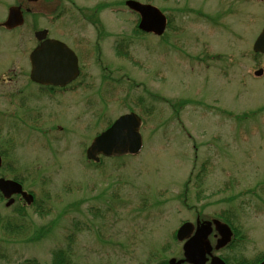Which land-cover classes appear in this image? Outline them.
I'll return each instance as SVG.
<instances>
[{"label":"rangeland","instance_id":"rangeland-1","mask_svg":"<svg viewBox=\"0 0 264 264\" xmlns=\"http://www.w3.org/2000/svg\"><path fill=\"white\" fill-rule=\"evenodd\" d=\"M123 1L67 0L62 36L82 57L83 74L93 76L85 80L93 90L105 65L119 82L97 93L83 87L51 95L45 138L37 133L41 124L27 123L25 130L12 117L11 131L0 118L1 151L10 155L0 175H18L37 202L16 222L20 230L0 224V264H52L53 252L64 247L72 249L73 264H142L149 253L159 256L160 247L175 249L172 233L181 222L219 211L244 221L250 258L264 252V214L242 195L264 188V55L251 49L264 24V0H136L171 18L172 28L159 38L134 32L137 18ZM222 2L225 9H217ZM120 40L132 60L115 57ZM180 100L192 103L177 115L170 104ZM129 111L144 120L140 154L104 160L96 169L86 147L109 120ZM203 164L209 174L196 188ZM191 174L194 183L185 191ZM184 195L190 209L178 199ZM3 205L6 219L17 204ZM37 205L41 214L34 213Z\"/></svg>","mask_w":264,"mask_h":264},{"label":"flooded vegetation","instance_id":"flooded-vegetation-1","mask_svg":"<svg viewBox=\"0 0 264 264\" xmlns=\"http://www.w3.org/2000/svg\"><path fill=\"white\" fill-rule=\"evenodd\" d=\"M67 0H0V107L17 106L16 112L10 107L6 111L0 109V118L16 117L20 122L26 121L28 116L32 121L45 126L48 113L46 104L49 105L51 91L60 92L70 88L74 83L61 88L42 86L30 79V53L41 41L36 33L45 31L46 39L67 42L62 38L65 30ZM63 27V29L61 28ZM59 32V30H61ZM38 93H31L30 89ZM73 88V86L71 87ZM42 100V101H41ZM37 101L39 106H34ZM43 103V106H41ZM33 104V106H29ZM19 199V196H16ZM218 219L226 223L232 230L230 243L215 249L219 235L211 225V232L207 237L212 247L211 256L220 258L224 264H260L264 254L250 258L244 246L245 241L236 234V226L232 225L225 217L213 215L207 218L195 216L197 221H212ZM239 230V229H238ZM241 230L243 231L242 227ZM194 232L190 235L193 236ZM174 250L163 248V257L152 264H168L169 259L177 261L183 259L182 242H175ZM258 253V252H257ZM181 264H191L183 262ZM205 264H210V258Z\"/></svg>","mask_w":264,"mask_h":264},{"label":"water","instance_id":"water-1","mask_svg":"<svg viewBox=\"0 0 264 264\" xmlns=\"http://www.w3.org/2000/svg\"><path fill=\"white\" fill-rule=\"evenodd\" d=\"M125 5L140 15L139 29L144 32H151L157 36L164 32L166 18L157 8L133 0L126 1ZM40 35H43V32H40ZM253 51L264 53V26L253 44ZM31 63V78L39 83L64 86L78 74L75 55L64 44L58 41H46L43 43L31 54ZM261 74L262 70L255 72V75ZM140 122V118L134 113L120 116L108 129L92 140L86 149V158L98 162L100 155L105 157H120L127 154L135 155L139 153L142 147V138L139 133ZM0 192L5 198H10L13 194H21L27 203H30L32 200L31 195L22 191L21 185L15 181L3 178H0ZM10 203H12V199L9 200L7 205ZM214 223L217 224L220 231L223 229V238L219 241V247L229 240L230 232L225 225L217 221H214ZM191 230V224L186 223L182 225L177 232V239H185ZM208 233V228H204L184 244V255L188 262L194 264H203L205 262L204 255L205 252H209V248L204 249L205 244L203 240ZM173 263L174 260H171L170 264ZM220 263L223 264L216 258L214 264Z\"/></svg>","mask_w":264,"mask_h":264},{"label":"trees","instance_id":"trees-1","mask_svg":"<svg viewBox=\"0 0 264 264\" xmlns=\"http://www.w3.org/2000/svg\"><path fill=\"white\" fill-rule=\"evenodd\" d=\"M171 28L172 27L170 26V29ZM135 33L138 34V35H140V36H142V37L145 36V34L140 33V31H138V30H135ZM136 37H138V36H136ZM142 37H139V38H142ZM115 49H116L117 54L121 58H125V59H128V60H132V59L128 58V54H127V51H126L127 46H126V44H124L122 42V40H120V41H118L116 43ZM186 103H187V100H181L178 103L173 104L171 107L173 109H176V107H178V110L176 111V112H178L183 107V105H185ZM243 117H245V116H243ZM109 160H112V161H120L119 159H109ZM103 162H104V159H101L99 164H102ZM99 164H93V165H94V167L96 169H98L100 167V166H98ZM205 166L206 165L203 164L202 170L197 175H195V186H196V188H201V186H202V184H201L202 183V178L205 177V174H206V168H205ZM14 179L15 180H19V182L22 183V180L18 176H15ZM188 183H189V181H188ZM186 189H187V187H186ZM40 208H41V206H37L36 211H39ZM16 212L19 213L20 215H25L24 214V210L22 208H20V207L17 208V211ZM18 225H19L18 223L14 222L12 220L5 221V230L6 229L7 230H17L18 229ZM69 255H70V253H68L67 250H56V251L53 252V257L54 258H55V256L57 257L56 258V261H55L56 264H70L71 261H72V259H71V256H69ZM58 258H61V260H58ZM19 264H36V263L34 261H28V260H26V261H23V262H21Z\"/></svg>","mask_w":264,"mask_h":264}]
</instances>
